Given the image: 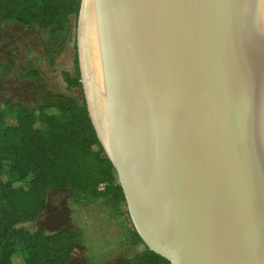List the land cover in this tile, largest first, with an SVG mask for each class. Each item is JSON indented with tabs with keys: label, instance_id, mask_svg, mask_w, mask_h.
<instances>
[{
	"label": "water",
	"instance_id": "obj_1",
	"mask_svg": "<svg viewBox=\"0 0 264 264\" xmlns=\"http://www.w3.org/2000/svg\"><path fill=\"white\" fill-rule=\"evenodd\" d=\"M93 9L124 35L98 78L81 44ZM75 47L144 247L170 264H264V0H80Z\"/></svg>",
	"mask_w": 264,
	"mask_h": 264
},
{
	"label": "trees",
	"instance_id": "obj_2",
	"mask_svg": "<svg viewBox=\"0 0 264 264\" xmlns=\"http://www.w3.org/2000/svg\"><path fill=\"white\" fill-rule=\"evenodd\" d=\"M79 4L80 0H0V20L26 27H58L70 15L77 17ZM62 79L67 90L77 94L75 103L60 100L39 105L33 112L22 110L15 118L0 116V264H65L69 260L76 242L74 231L48 233L18 227L43 213L52 188L70 190L90 201L109 190L122 193L88 116L76 51L74 71L63 72ZM101 184H105L103 190H99ZM131 231L142 243L132 226ZM118 264L170 263L145 247L133 261Z\"/></svg>",
	"mask_w": 264,
	"mask_h": 264
},
{
	"label": "rangeland",
	"instance_id": "obj_3",
	"mask_svg": "<svg viewBox=\"0 0 264 264\" xmlns=\"http://www.w3.org/2000/svg\"><path fill=\"white\" fill-rule=\"evenodd\" d=\"M76 20L72 14L66 24L49 28L0 20V116L15 118L39 105L78 101L62 79L63 72L74 71ZM18 227L74 231L75 247L65 264H118L133 261L145 249L132 235L123 193L114 190L90 201L52 188L43 213Z\"/></svg>",
	"mask_w": 264,
	"mask_h": 264
},
{
	"label": "bare ground",
	"instance_id": "obj_4",
	"mask_svg": "<svg viewBox=\"0 0 264 264\" xmlns=\"http://www.w3.org/2000/svg\"><path fill=\"white\" fill-rule=\"evenodd\" d=\"M107 12H99L93 9L92 13L88 12L83 17L81 29V44L83 48V55L88 65V73L92 69L99 70L98 78L102 75L106 68H108V41L115 37L122 38L123 29L121 22L107 17ZM91 66V67H90Z\"/></svg>",
	"mask_w": 264,
	"mask_h": 264
},
{
	"label": "built area",
	"instance_id": "obj_5",
	"mask_svg": "<svg viewBox=\"0 0 264 264\" xmlns=\"http://www.w3.org/2000/svg\"><path fill=\"white\" fill-rule=\"evenodd\" d=\"M104 187H105V184H101V185L99 186V190H103Z\"/></svg>",
	"mask_w": 264,
	"mask_h": 264
}]
</instances>
